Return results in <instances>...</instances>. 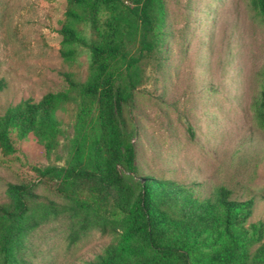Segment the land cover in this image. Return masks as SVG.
<instances>
[{"label": "rangeland", "instance_id": "obj_1", "mask_svg": "<svg viewBox=\"0 0 264 264\" xmlns=\"http://www.w3.org/2000/svg\"><path fill=\"white\" fill-rule=\"evenodd\" d=\"M162 4L159 61L144 68L143 86L123 109L122 142L136 154L137 175L129 181L148 176L194 185L200 197L225 187L233 200H253L251 222L264 221V129L256 119L264 89V22L249 0ZM78 9L74 56L65 61L58 34L65 0H0V116L23 100L65 90L63 73L78 85L58 113L61 126L51 150L29 135L15 139L13 155L0 153V204L8 202V184H26L42 212L53 209L23 239L20 264H85L121 239L119 232L91 229L70 244L73 204L54 181L38 180L31 169L64 167L71 157L79 86L96 37L87 7ZM2 259L0 248V264Z\"/></svg>", "mask_w": 264, "mask_h": 264}, {"label": "trees", "instance_id": "obj_2", "mask_svg": "<svg viewBox=\"0 0 264 264\" xmlns=\"http://www.w3.org/2000/svg\"><path fill=\"white\" fill-rule=\"evenodd\" d=\"M264 22V0H249ZM65 20L58 30L59 54L74 56L78 8L87 7L95 40L89 44V72L79 86L80 104L64 167L32 166L38 180L56 183L57 193L70 201L74 244L91 229L120 233L85 264H264V221L251 222L253 200L231 199L225 187L200 197L194 185H179L154 177H138L135 149L122 142L123 109L143 86L144 68L158 63L163 42L162 0H65ZM67 88L38 101L23 100L0 116V153L16 152L15 139L29 135L45 150L56 143L58 113L77 87L63 73ZM2 84H0L1 88ZM256 119L264 129V89L256 104ZM128 175H127V174ZM8 202L0 204L2 264H20L23 239L48 211L26 184L6 186ZM72 218V215L70 216Z\"/></svg>", "mask_w": 264, "mask_h": 264}]
</instances>
